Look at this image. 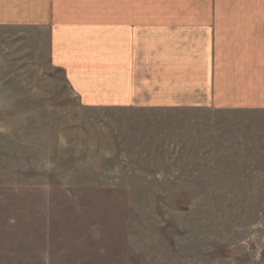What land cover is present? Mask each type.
Returning a JSON list of instances; mask_svg holds the SVG:
<instances>
[{"label":"rangeland","instance_id":"1","mask_svg":"<svg viewBox=\"0 0 264 264\" xmlns=\"http://www.w3.org/2000/svg\"><path fill=\"white\" fill-rule=\"evenodd\" d=\"M71 41L0 26V264H264V39L232 75L257 108L134 102L122 71L107 104Z\"/></svg>","mask_w":264,"mask_h":264},{"label":"crops","instance_id":"2","mask_svg":"<svg viewBox=\"0 0 264 264\" xmlns=\"http://www.w3.org/2000/svg\"><path fill=\"white\" fill-rule=\"evenodd\" d=\"M0 26L72 40L63 49L75 62L57 67L94 87L106 83L107 104L120 100L111 77L122 71L134 102L206 106L222 96L231 107H258L257 83L243 82L250 72L232 75L244 64L239 40L264 39V0H0Z\"/></svg>","mask_w":264,"mask_h":264}]
</instances>
